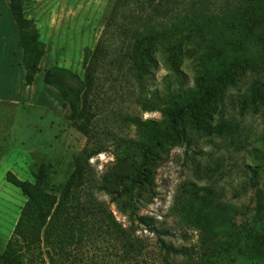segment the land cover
I'll list each match as a JSON object with an SVG mask.
<instances>
[{
	"label": "rangeland",
	"instance_id": "obj_1",
	"mask_svg": "<svg viewBox=\"0 0 264 264\" xmlns=\"http://www.w3.org/2000/svg\"><path fill=\"white\" fill-rule=\"evenodd\" d=\"M222 3L212 0L207 8L219 9ZM201 7L197 0H25L24 15L30 28L33 25L38 31L36 45L43 50L35 79L28 84L22 65L21 28L10 0H0V256L27 202L23 191L7 181V173L35 182L36 171L45 164L50 169L47 190L61 197L74 174L76 154L89 145L90 138L70 119L69 103L47 77H60L58 70L67 69L85 81L92 58L98 63L90 93L93 116L89 126L92 141L103 142L107 151L90 160L92 171L82 190L87 198L95 195L105 202L117 220L128 225L127 217L97 185L114 161V140L135 137V128L126 118L161 119L157 111L144 112L139 100L154 91L162 92L170 73L167 52L159 44L156 67L138 79L130 64L132 46L139 32L152 26L171 27ZM181 71L186 85L192 86L193 63L185 60ZM263 81L264 74L248 73L223 96L215 125H235L236 138L213 134L197 137L190 148L176 147L158 169L156 196L141 199L140 215L173 230L174 236L167 240L175 247L190 249L192 261L187 263L180 255L176 257L179 263L205 264L200 230L184 225L177 212V199L189 182L209 188L213 197L237 209L239 228L255 231L264 175L253 183L249 166L255 162L252 153L260 148L264 133V109L241 114L240 101L252 85ZM136 234L144 251L129 264H165L156 235L144 226ZM119 250L110 236H97L77 253L78 264H122ZM243 250L247 252L245 247Z\"/></svg>",
	"mask_w": 264,
	"mask_h": 264
},
{
	"label": "trees",
	"instance_id": "obj_2",
	"mask_svg": "<svg viewBox=\"0 0 264 264\" xmlns=\"http://www.w3.org/2000/svg\"><path fill=\"white\" fill-rule=\"evenodd\" d=\"M24 1L10 0V3L21 28L26 81L32 84L43 50L36 45L38 31L33 25L30 28V20L24 15ZM197 1L202 7L192 15L168 28L152 26L139 32L132 46L130 64L138 79L156 67L159 44L167 52L170 73L162 92L154 91L139 100L144 112L157 111L161 119L126 118L135 128V137L114 140V161L97 185L100 192L110 197L117 211L127 217L128 225L118 221L105 202L95 195L87 198L82 190L92 171L90 160L107 151L103 142L92 141L89 126L93 116L90 93L98 63L92 58L85 81L67 69L58 70L60 77H47L69 103L70 119L90 138L89 145L76 154L74 174L61 197L47 190L50 169L45 164L36 171L35 182L7 173V181L23 191L27 202L0 256L1 264H67L69 261L78 264L82 247L103 235L110 236L119 246L120 262L129 264L144 251L136 234L140 226L156 235L165 264H182L176 261L180 255L188 259L187 263L192 261L188 247L178 248L167 240L174 236L173 230L158 227L152 218L140 215L141 199L156 196L158 169L176 147L190 148L197 137L213 134L237 137L235 125H215L219 105L226 91L248 73L264 74V0H214L223 2L219 9L207 8L212 0ZM185 60L194 66L192 86L183 80L181 67ZM260 109H264V81L252 85L240 101L241 114L257 113ZM252 156L255 162L249 170L251 180L256 183L264 175V133L260 148ZM183 192L177 199V212L184 225L200 230L205 264H264L262 191L258 194L260 209L253 233L239 228L235 221L237 209L221 203L209 188L189 182Z\"/></svg>",
	"mask_w": 264,
	"mask_h": 264
}]
</instances>
